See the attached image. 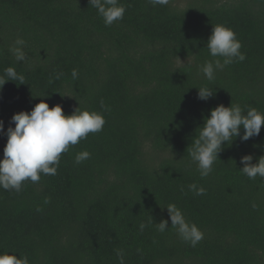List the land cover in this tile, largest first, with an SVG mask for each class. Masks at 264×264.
<instances>
[{"label": "trees", "instance_id": "trees-1", "mask_svg": "<svg viewBox=\"0 0 264 264\" xmlns=\"http://www.w3.org/2000/svg\"><path fill=\"white\" fill-rule=\"evenodd\" d=\"M120 3L123 19L106 26L89 0H0V75L12 66L26 82L0 90L5 131L14 113L41 99L65 115L80 106L106 121L61 155L55 175L25 181L18 193L0 188V253L25 254L31 264H120L117 251L124 264H264V178L240 171L242 156H264V125L225 144L206 177L189 155L217 105L264 112V0ZM216 24L235 31L246 58L209 81L200 69L222 60L206 47ZM18 37L23 62L10 50ZM197 87L214 95L201 100ZM6 141L0 133V159ZM82 151L90 157L77 164ZM169 204L203 231L195 247L171 226Z\"/></svg>", "mask_w": 264, "mask_h": 264}, {"label": "clouds", "instance_id": "clouds-1", "mask_svg": "<svg viewBox=\"0 0 264 264\" xmlns=\"http://www.w3.org/2000/svg\"><path fill=\"white\" fill-rule=\"evenodd\" d=\"M148 2L153 6H165L170 0H148ZM89 4L97 10L106 26L122 20L126 11L125 5L120 3V0H89ZM25 47L26 42L18 37L15 46L10 49L17 62L26 60ZM206 47L213 58H222V60L206 61L201 66L200 71L209 81L215 78L217 70L223 71L227 65L244 61L246 58L240 51L242 44L235 31L224 24L213 25ZM61 76L62 73H58L56 79H60ZM72 77L73 79L78 77L76 69L72 70ZM8 81L26 83L24 75L19 74L12 66L7 67L0 75V90ZM213 95L214 91L208 87L198 88V98L201 100L206 101ZM101 106L105 111L109 110L103 102ZM105 122L102 112L81 109L79 106L72 114L65 115L60 104L50 108L44 99H41L31 111L14 113L6 131L4 122L0 119V133L7 136L3 157L0 159V188L18 193L25 181L38 183L41 175H55L61 155L68 152L70 146L86 139L89 133L101 132ZM262 125H264V112L255 107L242 108L239 104L231 102L230 106L219 104L212 108L210 115L205 117L203 125L198 127L199 131L192 140L189 151L201 177H206L212 172L213 164L219 159L218 154L225 144L231 145L237 137L241 141H248L258 136ZM89 157L88 151L79 152L75 156V162L80 164ZM252 161L251 154L242 156L243 167L240 171L249 179H255L257 176L264 178V156H260L256 163ZM189 190L196 195L205 193L203 187L198 188L195 184L189 185ZM166 208L170 215L171 226L176 228L183 241L195 247L203 239V231L194 222H188L175 204L166 205ZM145 227L143 223L140 225L141 230ZM167 228L168 220H162L157 224V230L160 232H164ZM117 256L120 264H124L121 251H117ZM0 264H31V261L25 254L17 255L16 252L5 251L0 253Z\"/></svg>", "mask_w": 264, "mask_h": 264}, {"label": "rangeland", "instance_id": "rangeland-1", "mask_svg": "<svg viewBox=\"0 0 264 264\" xmlns=\"http://www.w3.org/2000/svg\"><path fill=\"white\" fill-rule=\"evenodd\" d=\"M175 1H177L180 4H182V2H184L185 0H175Z\"/></svg>", "mask_w": 264, "mask_h": 264}]
</instances>
